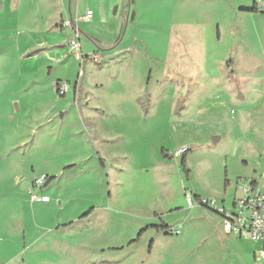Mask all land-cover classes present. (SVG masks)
Returning <instances> with one entry per match:
<instances>
[{"label": "rangeland", "instance_id": "obj_1", "mask_svg": "<svg viewBox=\"0 0 264 264\" xmlns=\"http://www.w3.org/2000/svg\"><path fill=\"white\" fill-rule=\"evenodd\" d=\"M260 1L0 0V264H264L194 199L264 181Z\"/></svg>", "mask_w": 264, "mask_h": 264}, {"label": "built area", "instance_id": "obj_2", "mask_svg": "<svg viewBox=\"0 0 264 264\" xmlns=\"http://www.w3.org/2000/svg\"><path fill=\"white\" fill-rule=\"evenodd\" d=\"M260 1V0H259ZM84 22H88V18H83ZM71 50H78L76 43H71ZM69 90L68 84L60 82L57 93L59 96H64ZM186 149L174 153L175 158H179ZM244 198L239 201V206L236 212L223 215L222 227L223 231L228 236L259 243L261 245L258 253L259 260L264 263V181L259 185L246 183L243 186ZM37 202H48V198L32 197ZM187 203L192 206V200L188 196ZM208 204L207 200L202 199ZM213 201H209L208 206L213 207ZM197 205V204H196ZM213 209L217 212L216 208ZM218 213V212H217ZM221 214L222 211H220ZM178 233V232H177Z\"/></svg>", "mask_w": 264, "mask_h": 264}, {"label": "crops", "instance_id": "obj_3", "mask_svg": "<svg viewBox=\"0 0 264 264\" xmlns=\"http://www.w3.org/2000/svg\"><path fill=\"white\" fill-rule=\"evenodd\" d=\"M261 3H262V1H260ZM71 16V15H70ZM90 21H91V19L88 21V22H85V24H87V23H90ZM89 32V31H88ZM232 62L230 61V62H228L227 63V67H228V69H230L231 68V64ZM83 66H85V64H82ZM230 73H232L233 74V71L230 69ZM149 80V74H148V78H147V81ZM145 91L147 92V94H148V89H147V83H146V86H145V88H144V90H143V95H144V93H145ZM143 97V96H142ZM142 99V98H141ZM140 99V100H141ZM140 100H139V102H140ZM139 102H137V104L140 106V104H139ZM140 108H141V106H140ZM147 110H148V106H147ZM195 196H197V195H195ZM200 197V196H199ZM201 198V197H200ZM220 201H223V199L222 200H220ZM226 203H224L223 205H225ZM226 206V205H225ZM210 208V207H209ZM210 210L217 216V218L219 219V221H220V225H222V218L220 217V216H218L217 215V212L213 209V208H210ZM223 228V227H222ZM224 245H225V247H226V249L227 250H229V251H231V252H236L237 253V251H238V246H239V244L238 243H249L250 241H245V240H241V239H238V238H235V237H233V236H228V235H226L225 234V232H224ZM232 248V249H231ZM260 248H261V245L259 244V243H253V242H250V244L249 245H244V249H246L245 250V252L247 251L248 253H250V256H252L253 258H254V260L256 259V261L258 260L259 262H260V260H259V258H258V253H259V251H260Z\"/></svg>", "mask_w": 264, "mask_h": 264}, {"label": "trees", "instance_id": "obj_4", "mask_svg": "<svg viewBox=\"0 0 264 264\" xmlns=\"http://www.w3.org/2000/svg\"><path fill=\"white\" fill-rule=\"evenodd\" d=\"M60 83H57L56 84V88L58 89V85H59ZM79 91H80V88H79ZM148 98V94H147V92L145 91V93H144V95H143V97H142V99L140 100V102H139V104H140V106H141V108L143 109V111L146 113L147 112V106H148V102H147V99ZM100 162H101V165H103V162H102V160H100ZM181 166H182V169H183V172H184V174H185V177H186V179H188L189 178V171L187 170V168H186V153H184L183 155H182V157H181ZM226 182V181H225ZM227 183V182H226ZM194 199H195V203L199 206V207H202V208H205V209H210L209 208V206H208V204L207 203H205V202H203L202 201V198H200L199 196H194Z\"/></svg>", "mask_w": 264, "mask_h": 264}, {"label": "water", "instance_id": "obj_5", "mask_svg": "<svg viewBox=\"0 0 264 264\" xmlns=\"http://www.w3.org/2000/svg\"><path fill=\"white\" fill-rule=\"evenodd\" d=\"M218 140H219V138L214 137V138L212 139L213 144H215L216 142H218Z\"/></svg>", "mask_w": 264, "mask_h": 264}]
</instances>
